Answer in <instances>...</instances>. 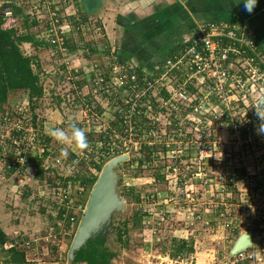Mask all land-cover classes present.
<instances>
[{
	"label": "rangeland",
	"instance_id": "1",
	"mask_svg": "<svg viewBox=\"0 0 264 264\" xmlns=\"http://www.w3.org/2000/svg\"><path fill=\"white\" fill-rule=\"evenodd\" d=\"M41 25L45 29L44 23ZM23 50L27 55L28 52L34 51V48L31 50L28 47H23ZM176 55L178 53L170 54L169 58ZM38 56L42 72L41 78L46 90L43 100L38 103L31 102L26 94L20 92L11 99L10 110H8L12 111L14 118L18 119L13 120L12 124L21 123V119L25 115L28 116L27 121H31L36 115L37 124L41 127L36 129V142L30 152V163L24 165L27 170L21 175L22 177L19 175L16 178H7L5 165L0 163V229L10 238L15 236L14 233L25 234L21 239L24 240L22 248L29 249L26 262L29 260L32 263L37 262L36 264L55 263L58 253H52L49 249V246L52 245V248L57 247L61 253L63 252L62 254H66V259L64 260L63 257V262L58 261V263L68 264V246L75 237L77 223L80 222L94 185L82 194L80 188L77 187L79 183L76 182L77 185L70 193L69 190L66 191L68 195L74 196L73 194H75L67 202L71 207L65 204L59 205L61 201L54 192V186H58V183L62 185L68 179L72 183L77 172L84 171V166L91 163L96 166L102 165L109 158V161L105 162V166L118 157L116 156L118 150H122L121 153H118L121 154L119 156L126 155L130 161V158L140 151L142 142L136 140L132 132L129 133L126 129L117 130L113 127L114 120L117 121V114L124 123L122 114L115 111L114 107H108L109 110L106 112L111 114L108 118H104L100 113V107L93 106L92 109H86L89 102L81 100V98L88 97L91 89L86 84L87 86L82 87V90L79 91L77 90L78 85L74 83L78 82L80 77L83 82L84 80L90 82L89 79L87 80L89 66L87 71L85 70L80 76L84 70L81 65L85 62L94 64V61L98 60L96 55L91 54L92 58L87 61L82 58L85 56L84 53L80 54V59L74 56L59 58L56 52H50V50L49 52L41 51ZM101 64L109 69L110 63ZM78 67H81L79 71ZM252 84L247 82V85ZM225 87L222 92H217L218 97L221 94L223 98L231 89L229 85ZM253 87L256 90L257 83ZM261 87L263 89L262 85ZM92 89L94 95L99 94L98 89ZM116 89L121 88L117 87ZM163 93L170 97L164 89L154 97L155 101H151L155 109L154 114L166 123L168 119L163 118L166 115L162 112L168 106H166L167 100L164 99ZM102 94L104 92L99 95L102 96ZM78 97L80 98L79 103H77ZM129 97L132 96L128 94ZM128 98L122 103L126 104ZM244 102L248 105L247 100ZM111 104H115V100L112 99ZM250 104L252 113L249 116L251 117L244 118L246 115L243 118L237 115V117L229 116L236 117L238 121H241L238 125L240 126L239 133H235L233 129L230 130L228 126H224L223 129L217 127V130L212 133L213 139H207L208 135H211L208 128L202 130V127L199 126L200 119L207 120V117L208 119L212 117L210 115H213V109H210L211 113L207 117H195L189 113L180 115L182 111L177 115H172L177 119V123H175L177 126L172 130L167 129L168 126H163V122L157 123L156 120L148 119L143 114L138 115L147 120L151 128L148 135L141 138L144 142L157 144L160 148L173 147L165 160H159L157 155L153 157L155 159L154 170H157L160 164H166L167 168L174 167V169L173 173L167 175L166 184H155L154 179L149 178L152 174L151 170L141 174L137 170V164L128 166L129 161L128 164L124 163V167L120 169L119 173L122 172V175H120L119 184L122 195L128 202L129 210L123 217L114 218L112 222L113 234L117 237L114 241H108V244L118 252L117 257L112 260V264H238L247 260L249 256H256L254 264H264L263 251H259L260 247L264 248V186L260 182V176L257 177L258 174L264 175V135L257 133L258 118L254 107L255 101H250ZM141 106V110H143L144 105ZM91 110L92 115H90ZM166 117L168 118V115ZM22 121L25 122V120ZM252 121L253 125L251 126L250 122ZM70 122H75L85 131L86 135L91 131H96L97 133L95 132L93 136L94 140L98 138L97 134L105 129L104 133L110 139L109 155L100 150L101 143L93 145L90 142V149L82 153L79 150L74 151L72 146L61 145L54 139L49 145L48 155H46L44 153L46 144L42 141L44 136L50 137L46 128L60 127L67 130ZM209 122L211 124V121ZM32 123L34 124V121ZM12 128H1L0 130L10 131ZM35 128L37 127L35 126ZM242 130H246V132ZM62 150L67 152L66 157L61 155ZM41 158L43 161L40 166L45 173L43 181L39 183L37 167ZM93 172L97 173L96 170ZM234 174L238 178L237 180L233 179ZM244 178L253 179L263 189L260 192L262 196L255 195L258 192L254 186L244 185ZM26 182L29 185L28 189L31 190V195L27 201H24L23 187ZM52 183L54 186L50 185ZM129 187H135L141 191L143 203H136L132 197L126 194ZM154 194L156 195L155 201L150 203L148 200L153 198ZM141 208L150 215L148 224L141 229H136L130 223L128 234L123 235L121 242L119 229L123 230V228L119 225L129 220L136 209ZM41 214H45L47 220L41 228L46 232L43 236L33 237L28 233V230H33V225L36 224L30 222H37L41 218ZM228 224L231 225L228 226ZM73 226L76 227L74 233H72ZM70 227L71 229H69ZM22 229L23 231H21ZM68 232L72 236L70 240L63 239ZM244 232H252L253 248L245 253V258H241V260L239 255L231 258L230 251ZM101 235L108 239L111 234L106 232ZM60 238L62 239L60 240ZM175 238L190 242L193 240L195 252L191 255L172 257V250L170 251L168 248L172 239ZM48 240H50L49 243ZM10 246L11 244L8 248ZM249 260L253 264V261Z\"/></svg>",
	"mask_w": 264,
	"mask_h": 264
},
{
	"label": "trees",
	"instance_id": "2",
	"mask_svg": "<svg viewBox=\"0 0 264 264\" xmlns=\"http://www.w3.org/2000/svg\"><path fill=\"white\" fill-rule=\"evenodd\" d=\"M87 23H88V20L83 19V18H80L77 21L70 19V25H71L70 32H66V34L64 35L65 48L67 50L66 55L58 53L57 55L59 56V58H61L62 56L70 57L71 55L77 54L80 51H83L85 57H87L88 59H90L89 57L91 54L94 56L96 55L97 59L101 61L102 59H104V57H106L105 51L103 50L101 51L100 48L94 49L96 44L93 46L91 45V43L84 42L85 41L84 30H86V33H88L87 31L89 30ZM25 43H32L33 46H35L36 48L40 50L47 49V48L49 49L51 48L54 52L57 50L55 47H52L50 44H48L46 40L38 39L37 35L21 34V29L18 27L15 18L13 16L8 17L4 15L1 12V7H0V116L7 114V112H10L9 107H10V103L12 102L11 99L14 97V95L20 92L26 94L31 102H37V103L42 101L45 96L46 90H45V87H44V84L41 78L42 72H41V67H40V63L38 60L39 52H37L35 57L27 56L23 50V45ZM84 43L87 45L80 46V45H83ZM253 45L256 51L261 53L264 56V47L260 43L259 39L256 38ZM178 51H181V50H178ZM87 52H90V54H88ZM254 57L256 56L254 55ZM98 60L94 61V64H93L94 70H92V67H93L92 66L91 70L89 69V74H87V80L88 79L90 80V82L89 81L88 82L92 88L95 86L94 81L96 80V77L98 75H101L107 82L112 81L113 79L116 78V75H113L112 70L106 69L104 64H100ZM119 62H120V65L125 67L126 69L124 74L128 76L129 78L128 81H131V78L135 77L137 79L136 84H138L140 87L143 86V83H144L143 79L147 77V75L152 73L150 72L148 74L146 70L144 69L142 70L141 68H131L128 65L127 67L126 64L120 59H119ZM260 68H262V70L264 71V65H260ZM166 70L167 69L165 66H162V67L160 66L158 72H155V73L153 72V73L159 77ZM184 71H185L184 68L179 69V70L175 69L173 70L172 77L176 79H180L179 81H182L181 78L183 77L184 74H186L184 73ZM80 79H82V77H80ZM85 83L86 82H84V84ZM178 83L179 82H177V84ZM177 84L175 83L176 86ZM189 87L190 88L188 89L189 90L188 93L192 92L193 94H198L197 90H195L191 86ZM213 88H214V84L211 83L209 80L206 81L205 87H204L205 95L208 96L209 103L210 105H212L213 107L212 109L214 112L213 115H210L212 116L210 117V119H208L207 117L208 115H207L206 116L207 120H205L204 118V121H203V128L205 129L208 128V132L211 134V135H208L207 139H213L212 133L217 130V127H221L223 129L224 126H228L229 129L232 130L233 123L237 125H240L241 123V121H238L236 119L237 116H240L243 118V116L246 115L244 118H247V117H251L249 116V114L252 113L250 112L251 104L250 106H248L246 103H244V101H241L238 103H232L231 104L232 110L234 108L239 113L238 114L230 113L231 110H228L227 108H225V104L222 103V100L220 99V97H218L216 91H213ZM100 93H102V91ZM128 94L129 92L126 88H121L118 90L112 89L110 94H105V93L102 94V99H107V98L109 100L113 99L116 101V104H121L123 100L128 98ZM163 94L165 96L164 99L168 100L169 99L168 95L167 94L165 95V93ZM151 99L155 101L154 97H152ZM248 99L249 101H253L250 98ZM89 103L86 109L87 108L92 109V106ZM111 107H114V110L116 111L115 104H111ZM121 107L127 108L128 106L122 103ZM180 111H182L180 114L182 115L183 113L190 114L192 110L191 108H188L187 105L185 104V106L183 105L180 106L177 112L172 111V110H168V111L164 110V112H162L166 116L168 115V118L166 116L163 117L164 119L165 118L168 119L167 122L169 123V126L167 127V129L172 130V128H176L175 123H177V119L172 117V115H177V113ZM91 113H92V110H91ZM100 113L102 114L103 112L101 111ZM232 115L234 116L237 115V116L235 118L229 117ZM116 117H117V121L114 120L113 127H115L117 130H125L126 126L124 125L123 120L118 116V114ZM36 118L37 116L35 115L32 121H34V125L39 129L41 125L37 124ZM248 119H251V118H248ZM209 121H211V124ZM133 123H134L135 128L137 129V131L134 132L135 139L142 143H140L141 144L140 151L137 154H134L130 158V161L128 162L129 164L127 163L128 166L134 163L137 164V170L138 172L140 171L141 174L151 170L152 174L151 176H149V178H153L155 181L154 182L155 184L156 183L166 184V177L168 174L173 173L174 167L167 168L166 164H162V165L160 164L157 170H154L153 162L155 161V159L153 157L157 155L159 160H165L169 152L172 151L173 147L165 146L164 148L163 147L160 148V146H157V144H151V143H148L147 141L144 142V140H142L141 138L148 135V132L151 129L149 127L150 126L149 122L145 120L143 117L137 116L134 118ZM259 124H260V121L258 120L257 125L259 126ZM250 125L251 126L253 125V121L250 122ZM104 131L105 129L101 133L98 132L99 134H97L98 138L96 140H94L93 138L96 131L95 132L91 131L87 135V138H88L89 143L91 142V144L93 145H96L97 143H101L102 148L100 150L106 153L107 155H109L110 153L109 151L111 147L110 139L104 133ZM242 131L246 132V130H242ZM52 140L53 139L48 136L47 137L44 136L42 138V141L45 142L46 144L45 149H44V153L46 155H48L47 151H48L49 145H51ZM121 152L122 150H118L116 156L121 155V154H118ZM160 156L162 158H160ZM42 161H43V158H41V162L39 163L37 167L38 169L37 177L41 181H43V176L45 173L44 169L40 166ZM106 161H109V158L106 159ZM105 162L102 165H97V166L96 164H94L96 167L92 163L89 164L88 166H84L83 167L84 171L83 172L78 171L76 174V177L73 178L72 183L68 179L62 183L60 188L66 191L69 190L68 192L70 193V191L74 189L75 186L79 183L77 187L80 189H84V192H82V194L85 193L86 190L90 189L98 180V177H99L98 174L102 171ZM0 163L5 164L4 161L2 162L0 161ZM28 163H30V158H28L26 164ZM25 170H27V168L24 165H22L21 163L15 164L12 159L9 164H5V175L7 178L19 177V175L21 176L22 174H24ZM93 170H96L97 173H94ZM50 185L54 186V183ZM54 187L55 188L53 189L58 190V186L55 185ZM126 194L132 197L136 203L138 204L143 203L142 193L141 191H138L137 188L135 187L127 188ZM73 195L75 196V194ZM74 196H71V194H69V197H74ZM148 197L150 198V196ZM152 197L153 198H150L148 200L150 203L152 201H155L156 195L154 194V196ZM149 219H150V215L146 211H143L142 208L136 209L129 220H126L123 224L119 225L121 226V228H123V230L118 228L120 231L119 233L120 241L122 242V237L124 234L126 235L128 234L130 223L132 224L133 228L141 229L148 224ZM69 229H71V227ZM72 229H73L72 233H74L76 227L73 226ZM21 237L12 239L3 230L0 229V264H27L26 261H27V255H28L29 249L22 248L24 240H22ZM71 237L72 236L70 232H68L67 236H64L63 239L68 238V240H70ZM61 239L62 238H60V240ZM104 241L105 240H101L100 238L99 239L97 238L96 241H93V240L90 241L88 243L87 248L82 249L78 253L75 263L80 264V263L87 262L88 264H110L111 259L115 255L111 254L108 251V249L104 247ZM9 244H11V246L8 248ZM49 249L52 251V253L54 252V254L58 253V258L56 259V262L58 261L63 262V257H64V260L66 259V254H62L63 252L61 253L59 251V248L57 247L52 248V245H50ZM168 249H170V251L172 250L171 251L172 257H181L184 254L191 255L195 252L193 240L190 242L186 240H177L176 238L172 239L171 245H169ZM238 264H251V261L247 259Z\"/></svg>",
	"mask_w": 264,
	"mask_h": 264
},
{
	"label": "built area",
	"instance_id": "3",
	"mask_svg": "<svg viewBox=\"0 0 264 264\" xmlns=\"http://www.w3.org/2000/svg\"><path fill=\"white\" fill-rule=\"evenodd\" d=\"M72 1L73 0H38L37 6L40 8H35V10L40 13L38 14L40 24L44 23L45 25L44 39L48 44L57 49L55 51L57 54L66 55L67 50L64 41V35L67 32L66 29L71 27L70 19L75 21L79 19L78 11ZM15 2L20 4V0H15ZM59 2H61L60 9L58 8ZM66 13L71 14L67 15ZM31 14L33 13H30V15ZM6 15L9 16L11 13H7ZM256 38L253 32L245 30L240 25L205 24L196 28L189 45L183 47L178 55L167 59L163 63V66H165L167 70L158 77L154 74L158 72L159 68H157L154 73L147 75V77L143 79L144 83L142 87L136 84L137 79L135 77H132L131 81H128V76L124 74L126 71L125 67L121 66L119 58L114 56L112 57L109 69L112 70L113 75H116V78L107 82L101 75H98L94 81V88L98 89V93L102 91V93L104 92L106 94H110L112 89H116L117 87L126 88L128 90L130 96H132L128 98V102L125 104L128 107L122 108L121 104H116L115 101V109L122 114L126 131L129 133L132 132V134L137 131L133 120L138 115L143 114L148 119L156 120L157 123L163 122L154 114L155 109L151 98L159 95L164 89L170 96L166 101V106L168 107L165 108L167 111L172 110L177 112L180 106L186 104L187 107L192 110L189 115L195 117H206L209 115V113H211L210 109L212 110V105H210L208 96L205 95L204 90L205 83L208 80L214 84L213 91H216V93L222 92V90L226 88L225 86H230L231 89L223 98L220 94V99L222 103L225 104V108L231 110L230 113L238 114L239 112L234 108L232 110V103L247 100L248 105H250L248 99L250 98L257 104L258 95L262 89L261 85L264 89V71L260 68V65H264V56L257 52L253 45ZM254 55L256 57H254ZM182 68L185 69L184 73H186L181 78L182 81L173 78V70ZM92 70H94V66ZM177 82L179 83L177 84ZM247 82L253 84L247 85ZM255 83L258 85L256 90L253 87ZM189 86L197 90L198 94H193L192 92L188 93ZM142 104L144 105L143 110H141ZM19 112H21V110H19ZM27 118L28 116L25 115L23 119H21V123L12 124L13 120H18L14 118L12 111L0 116V129L13 127L10 131L0 130L1 162L4 161L5 164H9L12 159L15 164L21 163L25 165L28 158H30V152L36 142L35 136L37 135L36 129L38 128H35L32 119L31 122L30 120L27 121ZM22 120H25V122ZM200 120L199 126L202 127L203 130L204 118ZM163 124V126H169L168 122H163ZM232 128L235 133H239L240 126L233 123ZM71 170L73 171V168ZM72 171H70V173H73ZM235 176L234 174L233 179L237 180L238 178ZM258 176H260V182L264 186V175L258 174L257 177ZM244 183V185L249 187L254 186V188H257L258 194L255 195L262 196L260 192H262L263 189L260 188L253 179L244 178ZM60 186L61 184L58 183V190L54 191L61 201L59 205L62 206L65 204L70 206L67 203L70 197L66 190L61 189ZM80 192H84V189H80ZM230 225L231 224H228V226ZM50 240H48V243ZM260 248L259 251H263L262 254H264V248ZM245 255L246 254L239 255L240 260L241 258H245ZM254 257L256 256L248 257V259L253 261V264L256 263ZM36 263L37 262L32 263L29 260L27 262V264ZM48 264L60 263L55 262Z\"/></svg>",
	"mask_w": 264,
	"mask_h": 264
},
{
	"label": "crops",
	"instance_id": "4",
	"mask_svg": "<svg viewBox=\"0 0 264 264\" xmlns=\"http://www.w3.org/2000/svg\"><path fill=\"white\" fill-rule=\"evenodd\" d=\"M72 2L78 11V18L88 20L89 30L88 33L84 30V42L93 46L96 44L94 49L100 48L101 51L106 52V57L102 61L99 60L100 64L111 63V57L117 56L126 66L144 69L148 74L153 73L163 66V61L167 60L170 54L180 53L178 50L189 45L196 28L205 24L240 25L245 30L253 32L264 47V0H257V5L251 14L244 9L243 2L232 5L231 0H73ZM37 4L38 0H20V4L15 0H0L1 12L4 15L11 13L8 17L15 18L21 34L37 35L38 39L45 40V29L39 22V15H36L38 12L35 8H40ZM58 4L60 9L61 2ZM66 31L70 32V27ZM85 43L80 46H86ZM23 47L31 50L34 48V51L27 53L31 57L41 51L53 52L51 48L40 50L32 43H25ZM81 53L83 51L71 56L78 59ZM82 58L89 60L85 56ZM88 66L91 70L93 64L82 63L81 67L84 70L80 76L85 70L87 71ZM81 67L77 68L78 71ZM84 82L79 78L78 82L74 83L78 85L79 91L87 85L91 89L88 97L81 100L90 101L92 107H100L102 116L108 118L111 113L106 111L109 110L112 99H102L100 93L94 95L89 82L85 80ZM77 99L79 103L80 98ZM25 184L23 200L27 201L31 190L28 189L27 182ZM46 221L45 214H41L37 222H30L32 224L35 222L34 224L38 226L33 225V230L29 229L28 233L33 237L43 236L46 231L41 228ZM14 235L11 236L12 239L20 238L25 234L21 232Z\"/></svg>",
	"mask_w": 264,
	"mask_h": 264
},
{
	"label": "water",
	"instance_id": "5",
	"mask_svg": "<svg viewBox=\"0 0 264 264\" xmlns=\"http://www.w3.org/2000/svg\"><path fill=\"white\" fill-rule=\"evenodd\" d=\"M129 161L126 155L118 156L111 160L102 169L97 182L94 184L86 208L81 216L77 227V232L72 243L68 246L67 260L68 264H74L78 253L86 249L88 242L96 239L106 232L111 234L110 238L104 241V247L111 254L117 256L118 252L113 249L108 241H114L117 235L113 234L112 222L120 219L129 210L128 202L122 195L120 179L124 163ZM107 240V241H106ZM254 237L252 232H244L234 243L230 257L235 258L238 255L247 253L253 248ZM82 264H88L84 262Z\"/></svg>",
	"mask_w": 264,
	"mask_h": 264
},
{
	"label": "clouds",
	"instance_id": "6",
	"mask_svg": "<svg viewBox=\"0 0 264 264\" xmlns=\"http://www.w3.org/2000/svg\"><path fill=\"white\" fill-rule=\"evenodd\" d=\"M243 2L244 9L251 14L257 5V0H231L232 5H239ZM257 118L260 124L257 128V133L264 135V89H261L258 95V102L254 105ZM47 134L61 145L72 146L73 150H79L85 152L90 149V143L88 141L85 131L80 128L75 122H70L68 129L60 127L46 128ZM62 156H67V152H61Z\"/></svg>",
	"mask_w": 264,
	"mask_h": 264
},
{
	"label": "flooded vegetation",
	"instance_id": "7",
	"mask_svg": "<svg viewBox=\"0 0 264 264\" xmlns=\"http://www.w3.org/2000/svg\"><path fill=\"white\" fill-rule=\"evenodd\" d=\"M77 225H78V223H77ZM98 239L100 238L101 240H105V237H103L102 235H100L99 237H97ZM97 238L95 239V240H93V241H96L97 240ZM92 241V240H91ZM90 242V241H89ZM88 242V243H89ZM88 246V245H87ZM115 257H117L116 255L111 259V261H110V264H112L111 262H112V260L115 258Z\"/></svg>",
	"mask_w": 264,
	"mask_h": 264
}]
</instances>
